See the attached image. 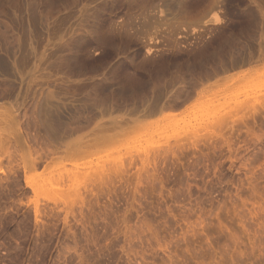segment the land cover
Returning a JSON list of instances; mask_svg holds the SVG:
<instances>
[{
    "label": "rangeland",
    "instance_id": "374dc122",
    "mask_svg": "<svg viewBox=\"0 0 264 264\" xmlns=\"http://www.w3.org/2000/svg\"><path fill=\"white\" fill-rule=\"evenodd\" d=\"M0 264H264V0H0Z\"/></svg>",
    "mask_w": 264,
    "mask_h": 264
}]
</instances>
